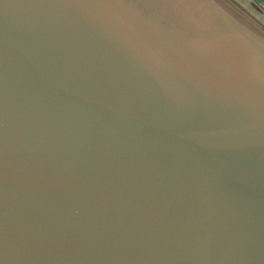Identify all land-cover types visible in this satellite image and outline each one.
<instances>
[{"label": "water", "instance_id": "1", "mask_svg": "<svg viewBox=\"0 0 264 264\" xmlns=\"http://www.w3.org/2000/svg\"><path fill=\"white\" fill-rule=\"evenodd\" d=\"M0 264H264L260 24L0 0Z\"/></svg>", "mask_w": 264, "mask_h": 264}, {"label": "rangeland", "instance_id": "2", "mask_svg": "<svg viewBox=\"0 0 264 264\" xmlns=\"http://www.w3.org/2000/svg\"><path fill=\"white\" fill-rule=\"evenodd\" d=\"M240 9L252 17L264 29V15H262L249 1L247 0H230Z\"/></svg>", "mask_w": 264, "mask_h": 264}, {"label": "crops", "instance_id": "3", "mask_svg": "<svg viewBox=\"0 0 264 264\" xmlns=\"http://www.w3.org/2000/svg\"><path fill=\"white\" fill-rule=\"evenodd\" d=\"M251 3L262 15H264V0H247Z\"/></svg>", "mask_w": 264, "mask_h": 264}]
</instances>
